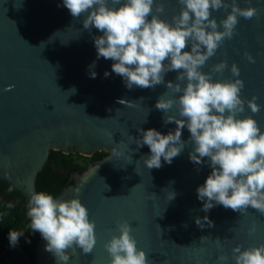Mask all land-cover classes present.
<instances>
[{"label": "water", "instance_id": "obj_1", "mask_svg": "<svg viewBox=\"0 0 264 264\" xmlns=\"http://www.w3.org/2000/svg\"><path fill=\"white\" fill-rule=\"evenodd\" d=\"M158 2L164 11L153 14L171 24L182 5L178 0ZM236 2L240 8H256L257 14L247 20L238 17L232 39L225 38L200 71L211 73L213 81L241 79L245 110L237 118L251 116L264 131V0ZM108 6L119 5L109 0ZM230 10H210L217 30H222L219 22ZM84 18H73L63 0H0V181L29 201L30 193L38 192L36 178L52 150L84 156L107 152L82 173H74L72 183L54 197L58 201L78 197L95 223L91 252L84 253L73 244L66 264H110L105 243L119 235L118 221L129 223L130 235L137 249L145 252L148 264H235L233 247L244 250L264 244V214L258 210L249 206L238 212L215 205L202 211L196 189L211 168L207 157L201 164L190 161L194 145L186 127L181 130L184 149L171 164L162 158L158 169L144 165L150 150L134 142L141 138L138 129H155L162 135L176 129L174 122L164 123L166 115L178 116L176 107L164 113L155 104L161 96L176 99L182 94L166 87L169 81L177 83L178 72H167L164 83L153 88L128 89L123 78L112 72L114 61L97 59L93 38L103 33L94 27L84 29ZM183 51H190V46ZM245 52L254 57V63ZM221 61L227 67L212 72ZM233 63L239 77L230 72ZM90 71L96 73L94 79ZM9 85L14 87L5 91ZM253 96L261 105L255 114L246 103ZM113 147L123 155H112ZM205 216L212 225L205 223L201 228L195 219ZM46 243L40 236L35 264H58L45 250ZM219 256L227 259L218 260Z\"/></svg>", "mask_w": 264, "mask_h": 264}, {"label": "clouds", "instance_id": "obj_2", "mask_svg": "<svg viewBox=\"0 0 264 264\" xmlns=\"http://www.w3.org/2000/svg\"><path fill=\"white\" fill-rule=\"evenodd\" d=\"M108 3L109 0H63L73 18L85 16L84 29L94 27L103 33L93 38L97 59L114 61L112 72L123 78L128 89L134 86L153 88L164 83L167 72H178L177 83L169 81L166 87L182 94L176 99L161 96L155 104L156 109L164 113L176 107L178 116L164 118L165 124L174 122L176 129L167 135L155 129H138L141 138L134 142L138 148L147 145L150 150V155L143 158L144 165L148 169H158L162 167V158L171 164L184 149L181 130L186 127L194 145L189 153L190 161L201 164L202 158L207 157L211 168L203 185L196 189L197 199L203 201L202 211L208 212L215 205H221L243 212L250 206L264 214V131L251 116L237 118L245 110V101L240 95L244 82L238 78L213 81L211 73L200 71L225 38L232 39L238 17L251 19L257 9L240 8L236 0H231L230 4L226 0H178L182 7L170 24L153 14V11H164L163 3L158 0H111V4L118 7H110ZM229 7L230 12L219 22L222 30H217V21L210 18V10ZM189 46L190 51H183ZM244 55L250 63L255 62L247 52ZM94 66L93 63L90 68ZM226 67V62L221 61L213 65L212 72L220 73ZM230 72L233 77H239L240 70L235 63ZM89 75L93 79L96 77L94 71ZM104 75L107 77L109 73L105 71ZM13 87L9 85L5 91ZM256 99L253 96L246 101L254 114L261 110ZM127 103L134 106L132 102ZM111 151L116 157L123 155L118 147ZM173 196L172 193L170 199ZM27 215L30 229L47 242L45 250L57 258L58 264H66L69 260L67 250L73 244L84 253H90L96 243L95 223L89 220L88 209L78 197L58 201L45 192L32 191ZM195 223L201 228L205 223L212 225L207 216L203 220L196 218ZM117 230L119 235H113L105 243L110 264H148L145 252L137 249L130 235L129 223L118 221ZM21 235L23 232L10 230V246L14 247ZM232 253L235 264H264V244L244 250L237 245ZM217 259L227 258L219 256Z\"/></svg>", "mask_w": 264, "mask_h": 264}, {"label": "trees", "instance_id": "obj_3", "mask_svg": "<svg viewBox=\"0 0 264 264\" xmlns=\"http://www.w3.org/2000/svg\"><path fill=\"white\" fill-rule=\"evenodd\" d=\"M107 152L96 151L91 156L52 150L47 163L38 173L36 189L55 197L63 187L72 183L74 173H82L91 163L100 160ZM12 204V208L7 205ZM28 200L14 187L0 181V264H35L38 232L30 229L27 215ZM23 232L18 243L9 244V231ZM30 241V242H27Z\"/></svg>", "mask_w": 264, "mask_h": 264}]
</instances>
